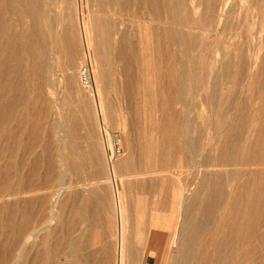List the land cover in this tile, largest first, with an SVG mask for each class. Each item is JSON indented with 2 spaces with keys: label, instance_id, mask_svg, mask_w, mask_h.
Returning a JSON list of instances; mask_svg holds the SVG:
<instances>
[{
  "label": "bare ground",
  "instance_id": "bare-ground-1",
  "mask_svg": "<svg viewBox=\"0 0 264 264\" xmlns=\"http://www.w3.org/2000/svg\"><path fill=\"white\" fill-rule=\"evenodd\" d=\"M202 1L207 5L208 14L204 24L207 26L210 24L212 30L201 31L196 27L192 30L195 31L194 35L197 38L202 36L201 38L210 40L223 34L225 22L235 0ZM183 2L185 0H180L179 4L182 5ZM173 6L176 9L179 8L175 3L173 4V0H0V200H2L0 204V264H54L55 249H61L66 254L68 264H100L101 261L106 262L111 253L116 254V264H135L140 258L138 255H142L147 247L144 246L139 250L143 242L137 240L138 236L146 233L152 236L159 230L162 232L163 229L158 230L153 223L149 225L145 223L146 211L142 207L136 213L132 209L136 202L135 194L141 191L144 193L146 189H154L156 184L149 179L160 177L159 175L162 174V168L154 167L153 169L150 166L145 167L144 164L138 165L134 161L135 148L141 151L142 159L147 156L143 141L135 144L136 141L127 134L125 153L112 166L108 165L107 171L98 166L96 154L92 152L88 159L93 163L92 172L95 175L92 176L91 183L86 182V190L90 188L88 191L90 193L74 200V203H71L72 210L67 216L63 211L66 209V203L64 200L60 202L62 194L73 187L74 183H80V180L68 186L64 175L70 171L76 179H79L80 159L73 160L72 163L64 160L63 172H60L61 169L56 166L52 170L49 168L40 178L37 162L27 163L25 157L35 152L37 147H41L42 154L46 157H54L57 152L60 159H65L62 145L55 150L48 141L47 135L45 140V133L41 129L39 119L36 120L34 117V111L42 99L43 89L49 91L52 86L55 69L62 73L65 87L75 81L77 77L71 73L76 71L81 59L83 40L86 43L85 53L93 62L95 70L96 93L99 94V89L103 90L106 86L104 85L108 75L106 73L116 70L112 66L113 62H117L116 65H121V68L125 70L126 84L124 86L129 87L133 84L138 58L134 44V29L125 26L129 16L136 18L139 15H145L159 22L151 34L161 42L160 54L162 59L167 60L166 65L168 64L171 72L169 79L171 89L175 93L183 94L188 83L186 79L190 68L185 58L178 59L174 52L182 51L185 57L192 47L194 38L186 29L184 31L172 25L167 27L165 23L162 27L160 26L165 13L163 10L172 11ZM172 19L175 21L176 15ZM139 21L142 20L139 19ZM149 52H151L150 48ZM219 54V50H215L209 62L207 60L209 57H206L201 64L203 69L208 66L211 68L210 82L212 79L215 81L217 77L215 70L218 66ZM62 57L66 58L65 64L61 63ZM150 61L148 57L143 64L147 73L152 69ZM158 69L161 79L160 88L165 94L168 88L166 89L165 81L163 82V68ZM55 103L60 106L63 102L60 99ZM21 107L26 108V112H23ZM168 113L169 111L165 108L162 113L163 123L157 128L160 133L168 131ZM55 122L61 144L67 139L72 140L71 129L65 127L62 118L58 117ZM23 128L25 131L20 132ZM41 137L44 138V143H40ZM72 152H69L70 155L74 153ZM75 152L78 153V157L80 150L76 149ZM190 160L193 166L197 158L192 154ZM164 165L161 164L162 167ZM230 165L235 166L236 170H230L228 173L236 171L238 174L242 172L240 168L248 170L254 167L251 171L261 174L264 173V156L259 155L255 161L251 162L236 159L234 162L221 164V166ZM50 172L61 180V186L57 193H54L52 202L47 191ZM149 173L150 176H148ZM210 175L206 174L205 178H209ZM166 176L163 175L164 178ZM57 177L53 178L58 180ZM154 181L158 183V178ZM178 186L176 193L180 217L176 218L169 232V236L173 238L170 252L173 256L172 260L186 262L189 260L187 258L191 257L192 244H196L202 238L201 235H211L214 238L213 242L206 243L209 247L211 244L212 247L215 238H220L225 231L221 230L223 224L220 222L216 228L200 227L194 217L198 201L194 190L190 183L185 189ZM257 188L260 189V186ZM211 190L209 198L202 200V204L205 205L204 213L208 215L217 211V203L224 200L226 195L222 183H214ZM101 191L106 193L102 194ZM73 194L76 195L74 192ZM8 197L15 200L7 202ZM113 199H116L115 203ZM257 199L261 207L250 209L249 214L263 216L264 197L259 195ZM237 202L238 200L235 199V203ZM245 204L247 214L250 202H248L249 205ZM154 205L156 207L153 208L152 214H159L161 211L159 202L155 201ZM111 211L114 212V216L110 219L106 218L105 215ZM220 211L216 213L219 214ZM221 213L226 216L227 208ZM54 221H58V227L53 226ZM144 229L147 230L146 233L142 232ZM241 229L242 226L237 232L239 237L243 236ZM161 232L159 231V234ZM54 233L58 238L54 237ZM249 233L250 229L245 232L244 237H247ZM251 236L259 241L264 237V231L256 227ZM223 243L219 244L220 252L223 247L225 248ZM246 244L243 242L244 250H248L245 247ZM93 246L95 249L91 248ZM246 253L244 252L243 255L245 256ZM213 261L217 263V258Z\"/></svg>",
  "mask_w": 264,
  "mask_h": 264
},
{
  "label": "rangeland",
  "instance_id": "rangeland-1",
  "mask_svg": "<svg viewBox=\"0 0 264 264\" xmlns=\"http://www.w3.org/2000/svg\"><path fill=\"white\" fill-rule=\"evenodd\" d=\"M179 2L180 0H173V4L175 3L178 9L173 6L172 11L163 10L165 13L160 26L162 27L163 23L167 27L177 26L191 32L194 38L192 47L185 57L182 51L174 52L178 59L185 58L190 68L186 79L188 83L183 94L175 93L171 89V82H169L171 72L168 64L166 65L167 60L161 57V42L151 34L159 22L150 16L139 15L136 18L129 16L125 26L134 29V44L138 58L133 84L129 87L124 86L126 84L125 70L121 68V65H116L117 62H113L112 66L116 70L106 73L108 74L104 81L106 86L103 90L99 89V94L96 93L95 70L93 62L85 53L86 43L83 40L81 59L76 71L71 73L77 77L75 81L65 87L62 73L55 69L52 86L49 91L43 89L42 99L34 111V117L36 120L39 119L41 129L45 133V140L47 135L48 141L55 150L62 145L65 159H60L57 152L54 157H46L42 154L41 147H37L31 155H26L25 161L31 164L36 161L39 177L42 178L49 168L52 170L58 166L61 169L60 172H63L64 160L72 163L73 160L80 159L79 179H76L70 171L64 175L68 186L80 180V183H74L73 187L62 194L60 202L64 200L66 203V209L63 211L67 216L72 210L71 203L90 193L88 192L90 188L86 190V182L91 183L95 173L92 172L93 163L88 156L95 152L98 166L107 171L108 165L112 166L122 157L110 161V150L114 139L118 137L121 140L123 153H125L126 135L129 134L136 141L135 144L143 141L146 146L147 156L143 159L141 151L139 152L137 148L133 150L134 161L138 165L144 164L145 167L162 168L160 177L154 178H158V183L153 178L149 179L156 184L154 189H146L147 193L144 191L141 193V191L135 194L136 202L132 206L135 213L143 208L146 211L145 223L147 225L153 223L158 230L163 229L162 232L159 230L161 234L156 231L152 236L147 233L146 237L138 236L137 240L147 247L142 255H138L140 258L135 264H146L143 259L146 258L150 249L156 251L149 259L150 264H222V262L224 264H264V237L258 241L251 236L256 227L264 231V215L249 214L252 209L261 207L257 197L259 195L264 197V173H253L251 170L254 167L248 170L240 168L242 172L238 174L236 171L228 173L230 170H236V167L221 166V164L234 162L236 159L251 162L255 161L259 155L264 156V0H235L225 22L223 34L210 40L201 38L202 36L197 38L194 35L195 31L192 30L195 27L201 31L212 30L210 24L208 26L204 24L208 18L206 3L201 0H185L180 5ZM174 15H176L175 21L172 19ZM217 49L220 53L215 70L217 77L215 81L212 79L210 82L211 68L208 66L203 69L201 64L206 57H209L207 59L209 62L210 56ZM148 57L152 66L149 73L146 72V68H143L145 59ZM61 63H66L65 57H62ZM86 65L89 66L93 79L91 88L85 87L81 82V70ZM160 67L163 68L164 85L166 84L165 87L168 88L167 95L163 94L160 88L161 79L158 73ZM110 83L113 85H108ZM60 99L63 103L59 106L55 101ZM165 108L169 111L168 131L160 133L157 128L163 123L162 113ZM21 109L26 112V108L21 107ZM58 117L62 118L65 127L71 129L70 133L73 137L72 140L67 139L62 144L58 138L55 122ZM21 131H25L24 128ZM42 137L40 143H44ZM76 149L80 150L79 158L78 153L75 152ZM71 151L74 153L70 155ZM20 154L23 153L20 152ZM192 154L197 158L193 166L190 160ZM161 164L165 165L162 167ZM52 173L50 172V177L48 175L49 182H47L50 202L61 186L60 178ZM206 174L211 175L205 178ZM53 177H57L58 180ZM218 182L222 183L226 191L225 199L216 205L217 211H221L219 214L216 213L217 211L211 215L205 214V205L202 202L209 198L214 183ZM188 183L198 199L194 215L196 222L202 228H216L222 223L221 230L225 232L220 238H215L212 247L211 244L210 247L207 244L213 242L214 238L211 235L203 234L205 237L201 235L202 238L196 244H192L191 257L187 258L189 260L174 261L170 252L173 238L169 236V232L176 218L180 217L176 192L178 185L185 189ZM257 186H260V189ZM235 199L238 200L237 203ZM14 200L15 198L8 197L6 201ZM153 201L159 202V209H161L159 214H152L153 208L156 207ZM1 202L2 200L0 204ZM113 202L115 203L116 199H113ZM248 202L250 206L246 214L245 203L248 204ZM226 208V216H223L221 212ZM105 216L110 219L114 216V212L111 211ZM56 225L59 226L58 221L53 222V226L56 227ZM241 226L243 236L239 237L237 232ZM249 229V235L244 237ZM144 230L147 232L146 229ZM54 237L58 238L55 233ZM221 242H224L225 246L222 252L219 251ZM243 242L251 244L250 246L246 244L245 247L248 250H244ZM55 251L54 264H68L66 254L61 249H55ZM244 252H247L245 256ZM109 256L106 262L101 261L100 264H116V254L111 253ZM215 258L217 263L213 261Z\"/></svg>",
  "mask_w": 264,
  "mask_h": 264
},
{
  "label": "built area",
  "instance_id": "built-area-1",
  "mask_svg": "<svg viewBox=\"0 0 264 264\" xmlns=\"http://www.w3.org/2000/svg\"><path fill=\"white\" fill-rule=\"evenodd\" d=\"M81 82L82 84L87 87L91 88L92 86V78H91V71L89 66H83L81 70ZM123 154V148L121 140L116 137L114 139V144L112 146V149L110 150V161H114L116 158L122 156Z\"/></svg>",
  "mask_w": 264,
  "mask_h": 264
},
{
  "label": "crops",
  "instance_id": "crops-1",
  "mask_svg": "<svg viewBox=\"0 0 264 264\" xmlns=\"http://www.w3.org/2000/svg\"><path fill=\"white\" fill-rule=\"evenodd\" d=\"M142 232L146 233L145 230H143ZM143 236L146 237V234L143 235ZM143 247H144V245H141V247H139V250H140V248H143ZM147 251H148V250H147ZM147 251H146V252H147ZM154 252H156V251L153 250V249H150V250L148 251V253H147L146 258L143 259V262L146 263V264H150V260H149V259H150L151 255H152V253H154Z\"/></svg>",
  "mask_w": 264,
  "mask_h": 264
}]
</instances>
